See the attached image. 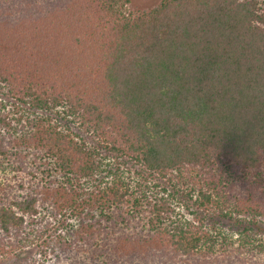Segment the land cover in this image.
I'll return each instance as SVG.
<instances>
[{
  "label": "trees",
  "instance_id": "16d2710c",
  "mask_svg": "<svg viewBox=\"0 0 264 264\" xmlns=\"http://www.w3.org/2000/svg\"><path fill=\"white\" fill-rule=\"evenodd\" d=\"M123 8L0 0V258L264 264V0Z\"/></svg>",
  "mask_w": 264,
  "mask_h": 264
},
{
  "label": "rangeland",
  "instance_id": "374dc122",
  "mask_svg": "<svg viewBox=\"0 0 264 264\" xmlns=\"http://www.w3.org/2000/svg\"><path fill=\"white\" fill-rule=\"evenodd\" d=\"M162 0H121V4L124 6L123 11L126 14H134L135 16L142 13L151 11L155 7H157ZM189 216V215H188ZM205 217H208L209 224H214L213 222H218V220H214V218H211L209 214L204 215ZM193 218V217H192ZM220 223V222H218ZM222 226H224L226 229V232L235 235H237V229L238 227L234 225L233 223L226 224V223H220ZM255 235L258 240H264V226L262 228L255 229ZM35 254V249L28 250L26 252L19 253L16 257H3L0 258V264H20V262L24 260H28L31 256Z\"/></svg>",
  "mask_w": 264,
  "mask_h": 264
}]
</instances>
